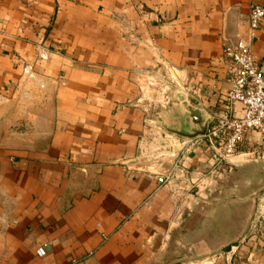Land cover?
Here are the masks:
<instances>
[{
	"label": "crops",
	"instance_id": "1",
	"mask_svg": "<svg viewBox=\"0 0 264 264\" xmlns=\"http://www.w3.org/2000/svg\"><path fill=\"white\" fill-rule=\"evenodd\" d=\"M252 2L0 0V264H264V134L171 129L224 113Z\"/></svg>",
	"mask_w": 264,
	"mask_h": 264
},
{
	"label": "built area",
	"instance_id": "2",
	"mask_svg": "<svg viewBox=\"0 0 264 264\" xmlns=\"http://www.w3.org/2000/svg\"><path fill=\"white\" fill-rule=\"evenodd\" d=\"M263 18L264 3L252 2L247 35H239L236 42L224 46V55L231 63L234 84L223 95L224 113L205 134L199 135L207 139V147L217 161L236 153L247 131L257 129L264 134V70L255 59L253 50V39ZM237 102L243 104L240 115L233 114ZM251 152L264 155V138L252 147ZM37 252L44 255L46 247H38Z\"/></svg>",
	"mask_w": 264,
	"mask_h": 264
},
{
	"label": "water",
	"instance_id": "3",
	"mask_svg": "<svg viewBox=\"0 0 264 264\" xmlns=\"http://www.w3.org/2000/svg\"><path fill=\"white\" fill-rule=\"evenodd\" d=\"M188 108L193 112L192 113V118H193V121L198 123L200 122V124L197 126V127H194L192 128V130H185L183 128H171L174 132L176 133H179V134H182V135H185V136H196V135H203L207 132V129H208V122L209 120H206L203 115H201V113L199 112V110L190 105V104H187ZM254 213L252 214V216H254Z\"/></svg>",
	"mask_w": 264,
	"mask_h": 264
},
{
	"label": "rangeland",
	"instance_id": "4",
	"mask_svg": "<svg viewBox=\"0 0 264 264\" xmlns=\"http://www.w3.org/2000/svg\"><path fill=\"white\" fill-rule=\"evenodd\" d=\"M239 149H240V147H239ZM254 154V153H253ZM256 155V154H255ZM7 249H9V250H11V251H14V248L13 247H10V248H7Z\"/></svg>",
	"mask_w": 264,
	"mask_h": 264
},
{
	"label": "trees",
	"instance_id": "5",
	"mask_svg": "<svg viewBox=\"0 0 264 264\" xmlns=\"http://www.w3.org/2000/svg\"><path fill=\"white\" fill-rule=\"evenodd\" d=\"M228 247H230V246H228ZM228 247H227V248H228Z\"/></svg>",
	"mask_w": 264,
	"mask_h": 264
}]
</instances>
